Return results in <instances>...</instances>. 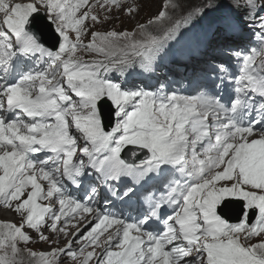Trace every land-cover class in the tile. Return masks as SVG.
<instances>
[{
	"label": "snow or ice",
	"instance_id": "1",
	"mask_svg": "<svg viewBox=\"0 0 264 264\" xmlns=\"http://www.w3.org/2000/svg\"><path fill=\"white\" fill-rule=\"evenodd\" d=\"M143 0H140L142 5ZM95 0H87L82 8H80L75 13V19L83 20V24L80 26V29L77 33L71 35L72 39H75L77 35L81 32L83 35L80 37L83 47L87 50L88 45L94 42V39L101 35L93 31V28L89 26V21H92V24H98L102 17L94 9ZM247 3V0H245ZM63 4V0H61ZM30 5L31 7H28ZM180 0H163L159 12L151 17L150 19L140 20L141 25H148V33L139 40V44L142 48H136L135 52H130L128 54L133 55H143L144 51H151L162 41L166 40L169 35V30L173 27H179V20H176L174 23L172 21L173 13L179 8ZM71 7V5H68ZM60 5H57L55 9H50L49 6L45 3L38 2V0H0V41L5 42L6 50L8 53H11V56L15 55L12 51V45L10 43L11 39L14 37L17 42L20 43L23 37L27 36V39L24 41V51H34L41 52L43 51L42 46H40L26 31V26L30 22V18L37 12L46 11L49 21L55 25V30L59 37L61 38L60 45L58 50L55 53H48L51 57L53 64L57 58H59V52L61 51V46L64 43L63 36L65 34V24L63 19V13L59 12ZM109 6L104 4L100 6V11H108ZM43 10V11H42ZM68 8H65L67 12ZM111 11H116L115 5L112 6ZM109 11V15L111 14ZM120 12L131 17L132 13L126 7L119 9ZM141 8H137L136 12L139 13ZM91 12V15L89 14ZM94 17V19H93ZM149 21L151 23L149 24ZM257 27L261 29L258 39L262 46V51L259 55H249L243 58V63L241 66V75L236 78L237 82V99L234 103L240 102V100H253L255 95L264 97V91H258L256 87L253 86L254 82L264 83V17L260 18V23L257 24ZM132 31L130 29H122L119 33H114V36H119L121 38H127L124 36L125 32ZM103 36L108 37V32L103 33ZM135 36V32H133ZM86 38V40H85ZM110 39H106L103 42H99V46L104 49L107 53V47L105 45L111 44ZM136 41L133 40V46L135 47ZM80 44L77 45L79 49ZM8 57V59L11 58ZM63 59H68L65 56ZM258 61V62H257ZM4 63L0 62V66H3ZM55 77H49L47 73H38L36 75H28L23 77L15 85L6 87L3 91H0V111H3L5 105L7 109L24 111L26 115H31V111L28 105H22L20 99L21 94L23 93L29 100H34L36 97L33 95V89L25 87V84L33 85L37 94L47 92L51 96H62L63 103L66 104L65 112H60V107L58 103H52L49 107V112L52 113L50 119L57 121L56 125H49L47 128H44L43 131L48 133L46 140L39 141L41 148L47 149L52 153L62 154V163L67 165L73 164L74 158L79 153L85 157H91L94 152L99 153L102 150L109 149V146L113 143V138L117 132H120L118 138L115 139V146L111 147L109 150L111 155L118 159L122 165L128 167L130 173L131 170L135 167L133 165L126 164L124 160L120 158L121 152L128 146H135L139 149L146 150L149 154L147 161L141 162V167L144 164H147L149 170H151L152 165H160L162 163H173L172 157L175 154L177 148V141L172 140L169 142L170 129L169 123L172 122V126L175 127L176 123H181L178 117L180 113L179 108H172L171 104L165 105L160 104L158 108L155 107L154 102L146 95H140L138 93H127L122 92L117 86H114L112 83L108 84V87L113 89V96L107 94L99 96L95 99L94 105H90L85 102L82 106L79 114L77 116H69L66 113L76 112L75 105L71 104L72 95L75 97L83 98L84 92L88 90L85 89L84 92L76 91V85L87 82L88 78L80 80L77 76L73 78L72 81L67 85L71 87L72 95H65L61 90L57 88H48L45 85L53 82ZM65 86V85H64ZM249 93L254 95L249 96ZM143 97V99H142ZM175 95L171 96L169 100L174 104ZM239 97V99H238ZM110 101L111 105L117 109L116 116H123V119L116 125V127L111 132H105L103 123L99 118L100 108L98 105H101L102 101ZM129 104H134V107L130 111H125L126 106ZM35 107V105H33ZM71 119L74 122V128L78 131L82 137L92 146L91 150L89 147L85 146L82 148H77V141L71 135L70 130L66 127H61L60 122L62 120ZM259 121H257L258 123ZM4 121L0 117V124H3ZM27 127V126H26ZM252 132L251 136L246 138L247 144H252L254 140L260 139L261 136H264V131H254V126H249ZM19 135V133H18ZM177 139H179L177 137ZM244 142V138H242ZM17 141L10 140L7 146L0 145L6 151L8 147H15ZM28 150L39 151L41 148L32 149L30 145L25 146ZM235 150V145L233 149L228 151L226 155L223 156V161L219 163L217 171L223 172L225 167H229L230 163L233 160V152ZM2 154V152H0ZM25 153H21L24 155ZM108 159V156L99 160V164L103 167L104 162ZM240 164L234 173L224 179L219 183L220 187L231 188L234 184H239L241 189L245 192L255 193L257 196L264 195V188L253 187L251 184L241 183V171L244 175L250 179H254V175L250 170L251 158L247 153L242 152L239 157ZM83 165L84 161H79ZM29 169L33 171H38L40 175L36 176L37 182L40 181V177L43 176L44 183H41V188H44L45 183H53L52 174L41 167L40 169L36 168L35 164L30 163ZM14 177H10V180H14ZM32 188L31 186L25 188L23 193L19 197L17 203H22L27 200ZM41 196H45V193L42 192ZM175 199L171 202L173 203ZM38 203L41 201L38 200ZM236 202H242L243 206V215L239 223L232 224L224 218V210L230 207L236 206ZM178 208L180 207L179 204ZM42 206H46L42 204ZM67 211V209H65ZM182 209L180 212H175L174 215L169 216L165 220L166 230L163 232V235L156 237L151 232H144L137 225L133 226L131 229L132 235L136 236L135 241L133 242L137 247L138 251L135 256L131 259L127 258V253L123 256H120L117 264H157L156 261L152 259V247L159 243L163 251L168 252L170 258V264H219V261L215 257L223 253L228 248V238L229 236L233 241H236L241 248H244L248 255L252 257V264H264V231L260 229L264 227V210L249 206L248 202L243 199L227 198L221 201L217 207L215 216L218 218L215 223L211 219H206L199 212L190 213L193 215V223L191 225L190 232L181 231L179 236L172 238V229L179 228L180 225L177 224V220L182 215ZM255 217L253 220L252 217ZM99 222V217L97 219H92L90 223H87L81 230L76 234L73 239V242L79 241L81 238L85 237L87 233L97 225ZM216 225L220 226V229L227 232L228 235H218V229ZM45 228L49 226L45 224ZM108 228L107 223L95 233L93 239L97 236H100L101 233H104V229ZM137 229L140 232L145 233L147 236V241L142 235H137ZM116 230V225H113L112 228H108V232H113ZM30 235V240L32 233ZM39 235V233H36ZM107 235V233H105ZM121 235V234H118ZM123 235L124 244L120 245L117 252H123L125 246L129 245V238L127 230ZM194 237V239H188L186 237ZM147 242L149 247L145 250L143 245ZM99 243V241H97ZM108 245H113L114 241L112 238L108 239ZM95 249L96 245H91ZM112 249L110 247H105L104 251L100 254L99 257L93 256L95 264H109L107 259L108 252ZM72 249L70 247L65 248L62 253L63 256H67ZM113 259H116L113 257ZM88 264H92L91 261ZM233 264L237 262L233 261Z\"/></svg>",
	"mask_w": 264,
	"mask_h": 264
},
{
	"label": "rangeland",
	"instance_id": "2",
	"mask_svg": "<svg viewBox=\"0 0 264 264\" xmlns=\"http://www.w3.org/2000/svg\"><path fill=\"white\" fill-rule=\"evenodd\" d=\"M201 1L204 2V6H208L210 4L215 5L217 2H223L224 0H180V6L173 13V16L174 14L178 15L179 12L181 14L183 8L187 4L190 3L192 6H194ZM162 2L163 0H143L141 5L140 0H129L124 6L116 7V11H111L112 6L110 5H108V11L101 12L99 10L98 13L102 17L101 21L98 24H95L94 27L92 25L89 26L98 31H105L106 27H111V30L107 29L106 32H108V37L97 40L95 46L98 47L101 51L105 52L104 49L99 46V42L110 39L112 41L111 44L105 46L107 47V52H111L120 48H125L126 46H132L133 40H135L137 42L136 44H138L140 38L147 35L148 33V25H141L140 20L150 19L151 17L156 15L160 10ZM122 7H126L130 10V12L132 13L131 17L119 11V9ZM137 8H141V11L139 13L136 12ZM109 11H111L110 15ZM150 22L151 21H149V23ZM122 29L132 30L124 33V36L127 37L126 39L119 36H114V33H119ZM133 32H135V36H133ZM7 216L10 217L11 221L17 219V217L12 214H8ZM0 229L7 231L9 230V226L0 224ZM29 248H33L34 250H36V254L30 252ZM52 251V246H50L49 244H42L39 242L27 244L23 240H16L11 246L0 248V264H50L45 261L48 255L42 257V254H49ZM24 259H26L27 261ZM54 264L70 263L62 260H55Z\"/></svg>",
	"mask_w": 264,
	"mask_h": 264
},
{
	"label": "water",
	"instance_id": "3",
	"mask_svg": "<svg viewBox=\"0 0 264 264\" xmlns=\"http://www.w3.org/2000/svg\"><path fill=\"white\" fill-rule=\"evenodd\" d=\"M46 31H47V34L49 35V36H51V34H52V30H51V27H47L46 26ZM39 33H40V35H41V37H42V40H43V42L44 43H47L48 41H49V39L47 38L46 39V37L44 36V34H43V32L42 31H39ZM235 212H236V214H241L242 213V207L240 206V207H238L236 210H235Z\"/></svg>",
	"mask_w": 264,
	"mask_h": 264
},
{
	"label": "bare ground",
	"instance_id": "4",
	"mask_svg": "<svg viewBox=\"0 0 264 264\" xmlns=\"http://www.w3.org/2000/svg\"><path fill=\"white\" fill-rule=\"evenodd\" d=\"M153 1H156V0H153ZM12 217H13V216H12ZM15 217H16V215H15ZM1 218H3V219L6 218V219H8V220H11L10 217L7 216L6 214H5V216H3V217H1ZM0 224H3L4 226H6V224H4L3 222H1ZM18 251H19V250H18ZM20 254H21V253H20ZM20 254H19V255H20ZM16 255H17V254H16ZM37 255H38V254H37ZM14 257H15V256H14ZM18 257H19V256H18ZM18 257H17V258H18ZM21 257H22V256H21ZM24 260H26V259H24ZM31 260H32V259H31ZM26 261H27V260H26ZM26 261H22V262H26ZM60 263H61V262H60Z\"/></svg>",
	"mask_w": 264,
	"mask_h": 264
}]
</instances>
